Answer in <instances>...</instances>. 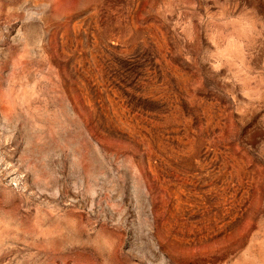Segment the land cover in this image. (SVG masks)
Wrapping results in <instances>:
<instances>
[{"label": "rangeland", "instance_id": "obj_1", "mask_svg": "<svg viewBox=\"0 0 264 264\" xmlns=\"http://www.w3.org/2000/svg\"><path fill=\"white\" fill-rule=\"evenodd\" d=\"M0 264H264V0H0Z\"/></svg>", "mask_w": 264, "mask_h": 264}]
</instances>
